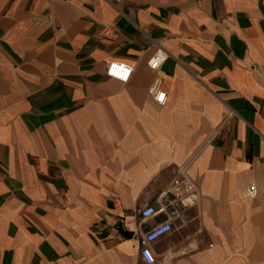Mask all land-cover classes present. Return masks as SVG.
Masks as SVG:
<instances>
[{
	"label": "crops",
	"instance_id": "crops-1",
	"mask_svg": "<svg viewBox=\"0 0 264 264\" xmlns=\"http://www.w3.org/2000/svg\"><path fill=\"white\" fill-rule=\"evenodd\" d=\"M161 201L150 264H264V0H0V264H138Z\"/></svg>",
	"mask_w": 264,
	"mask_h": 264
},
{
	"label": "built area",
	"instance_id": "built-area-1",
	"mask_svg": "<svg viewBox=\"0 0 264 264\" xmlns=\"http://www.w3.org/2000/svg\"><path fill=\"white\" fill-rule=\"evenodd\" d=\"M167 54L163 50L156 51L149 60V65L152 68H157L163 60L166 58ZM132 66L124 61L120 60H107L105 72L109 76L116 77L120 80H127L131 72ZM148 91L154 96L155 100L159 103H163L166 99V91L159 87L158 84H152L149 86ZM174 186L176 187V195L178 196L180 202L183 203L184 200L191 198L193 194L191 190V184L187 182L185 177H178L174 180ZM246 194L248 196H255L257 193V188L255 182H250L246 187ZM168 210L167 203L161 201L157 204H147L138 208V213L143 219H148L155 216L160 212H166ZM170 211L168 210V214ZM172 229L170 214L167 218L162 221L156 222L150 225L143 233L140 240V255L142 261L138 264H150L155 262V256L151 251L149 246L150 242L157 240L158 238L164 236Z\"/></svg>",
	"mask_w": 264,
	"mask_h": 264
}]
</instances>
